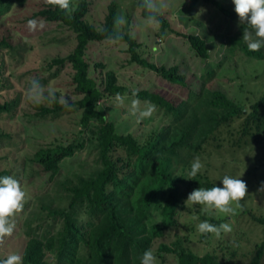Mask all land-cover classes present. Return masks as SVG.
<instances>
[{
  "label": "rangeland",
  "instance_id": "1",
  "mask_svg": "<svg viewBox=\"0 0 264 264\" xmlns=\"http://www.w3.org/2000/svg\"><path fill=\"white\" fill-rule=\"evenodd\" d=\"M77 1L79 0H71L72 9ZM86 1L89 7L85 20L97 29H100L104 22L108 5L114 3L116 19L123 16L126 21L119 30L124 34L128 33L140 44V55L156 66H177L178 73L184 76L187 87L182 89L170 84L155 72L130 63L127 46L112 41L92 42L85 52L89 75L97 82L104 77L105 72L114 71L118 84L130 91L146 90L177 103L175 99L185 100L189 90H198L202 82L201 75L212 72L206 87L221 90L234 97L233 94L241 82L247 109L262 96L264 60L241 64L245 58L241 57L239 52L232 55L230 63L225 59L226 39L237 33L241 25L237 15H225L204 0H168L169 7L161 15L168 21L169 28L159 35V26H146L137 0ZM213 1L219 2L229 13L234 11L232 0ZM42 4L43 0H28L23 5L15 3L9 13L0 20V37L4 29H7L11 36V48L0 50V104L11 103V111L0 114V172L5 170L17 179L27 194L23 211L15 217L16 228L12 236L7 237L5 243L0 245V259L9 254H22L27 241L26 232L30 227L39 233L47 229V232L54 234L60 228V221L49 218L42 207L66 208V189L75 186L79 178H88L100 168L96 161L95 142L87 143L85 139L89 135L79 134L80 113L76 108L66 107L58 113V117H42L37 105L28 99L27 89L34 78L46 90H55L59 104H63L64 100L71 103L80 98L73 92V71L69 65L48 68L53 59L64 58L73 51L76 46L75 34L61 24L44 21H37L34 30L30 31L28 28L27 22ZM41 24L43 27H40ZM117 28L115 24V30ZM188 34L204 39L210 50L207 60L200 59L190 47L183 37ZM261 50L264 53V48ZM236 60L239 61L237 65L234 63ZM220 61L222 63L219 64ZM96 64H101L104 69L95 66ZM122 96V106L117 104L115 97L99 101L118 133L132 134L140 142H144L151 131L159 129L168 121L163 111L156 107L150 118L137 122L136 117L129 114L131 100L135 98ZM141 102L143 107L144 101ZM51 105L44 103L40 106L50 108ZM244 122L243 116L222 126L214 138L194 155V159L198 157L203 164L200 173L207 175L220 187L221 179L225 175L246 182L248 194L241 201L242 209H238L237 214L230 217L219 213L211 216L203 214L202 206L185 202L193 190L186 184L180 185V192L185 197L182 207L177 209L174 216L175 224L164 231L162 238L154 240L150 248L157 264H176L175 256L158 252V246L169 245L177 239H182L183 245L198 256L211 253L219 260L228 259V264H249L255 251L264 243V225L254 223L248 215V212H251L255 216L264 217V195L256 193L264 182V127L261 126L259 134L253 129L244 135ZM76 140L85 142L83 148L63 160L58 174L53 178L33 160L39 149L73 144ZM122 154L117 151L114 159ZM175 173L185 182L188 180L187 169H178ZM75 215L79 225H84L91 219L83 207H79ZM209 218L222 219L221 223H229L232 231L222 233L220 239H216L212 234L203 237L197 231V225L208 221ZM151 220L160 222L158 211L152 213ZM38 224H42L40 228H37ZM78 256L85 261L84 247L79 249ZM45 258L49 264H57L50 253H47ZM260 264H264V248Z\"/></svg>",
  "mask_w": 264,
  "mask_h": 264
},
{
  "label": "trees",
  "instance_id": "2",
  "mask_svg": "<svg viewBox=\"0 0 264 264\" xmlns=\"http://www.w3.org/2000/svg\"><path fill=\"white\" fill-rule=\"evenodd\" d=\"M26 1L28 0H0V20L9 13L12 5H23ZM204 1L211 3L225 15H236L235 11H226L219 2ZM136 3L141 16L145 18L147 13L139 6L140 0ZM88 7L86 0H79L69 15L57 7L47 5L43 0L41 7L30 18L61 24L75 34L76 46L73 51L64 58L53 59L48 68L69 65L73 71V92L80 98L68 104L80 113L79 134L89 135L85 142H95L96 161L100 168L88 178H79L75 186L66 189V208L42 207L49 218L60 221V228L53 234L47 232V229L39 233L30 227L26 232L27 241L21 254L22 264H49L45 258L47 253L54 257L57 264H140L144 251L149 250L154 240L162 238L164 231L175 224L174 216L177 209L182 207L185 197L180 192V185L186 184L192 190L199 187H220L200 172L194 180L188 179L185 182L176 175V170L187 169L189 173L194 155L214 138L222 126L228 125L234 119L245 117L242 129L244 135L253 129L259 134L261 126L264 127V92L247 109L241 82L233 94L234 97L221 90L206 87L212 72L201 75L202 82L198 90H189L185 100L175 99L177 103L146 90L137 91L138 95L133 97V91L118 84L114 71L105 72L98 82L91 78L85 52L92 42L110 41L107 37L115 30L116 5H108V13L100 29L86 22ZM158 19L160 35L169 28V24L162 15L158 16ZM244 28L245 25H240L238 32L226 39L227 63H230L232 55L236 52L245 58L241 64L264 60L263 50L251 52L247 49L242 40ZM10 37L7 29H4L0 37V50L11 48ZM183 37L200 59L209 58L210 50L204 39L194 34ZM119 42L127 46L130 63L155 72L170 84L182 89L187 87L184 76L178 73L177 66L166 68L148 62L138 51L140 44L128 33H125ZM234 63L237 65L239 61ZM95 66L104 69L101 64ZM117 93L140 101H150L163 111L168 121L159 129L151 131L144 142H140L132 134L118 133L99 102L108 97H115ZM36 107L42 117H58V113L66 109V106L58 101L52 103L50 108L40 105ZM10 111L11 103L0 104V114ZM85 142L76 140L73 144L39 149L33 160L53 178L58 174L61 162L82 149ZM117 151L123 154L114 159ZM8 175L5 170L0 172V177ZM79 207H83L91 217L84 225H79L75 217ZM156 211L161 217L159 223L151 220L152 213ZM248 215L254 223L264 225L263 216L258 217L251 212H248ZM208 221L218 226L222 219L209 218ZM41 225L38 224L37 228ZM202 236L207 237L209 234ZM183 244L182 239H177L169 245L160 244L158 252L174 255L176 264H228V259L219 260L211 253L198 256ZM263 245L264 243L255 251L249 264H260ZM81 247L86 250L85 261L78 256Z\"/></svg>",
  "mask_w": 264,
  "mask_h": 264
},
{
  "label": "clouds",
  "instance_id": "3",
  "mask_svg": "<svg viewBox=\"0 0 264 264\" xmlns=\"http://www.w3.org/2000/svg\"><path fill=\"white\" fill-rule=\"evenodd\" d=\"M45 3L64 11L66 14L73 10L70 7L71 0H45ZM234 11L241 25H245L242 40L246 43L247 49L251 52H257L264 48V0H232ZM141 9L147 13L145 17L146 26H159L160 16L164 10L169 7L168 0H140ZM125 18L120 16L115 20L118 26L111 35L107 37L113 43L122 40L124 33L119 30L125 24ZM29 30L37 27V21L29 20L27 22ZM40 27H43L41 24ZM29 101L34 105L44 103L52 104L57 101L55 90H47L37 79H32L27 89ZM137 91L132 92L136 97ZM115 101L118 105H123L124 97L117 93ZM66 107H70L67 100L62 101ZM142 102L139 99H132L129 114L135 116L137 122L150 118L156 111V106L150 101ZM203 168V164L197 157L191 162V168L188 173V179L194 180L198 172ZM222 187H211L208 189H194L187 197L185 202L193 205L202 206L201 212L209 216L219 213L224 216H234L238 209H242L241 201L248 194L246 182L240 178H233L225 175L221 179ZM154 190V189H153ZM259 195H264V182L256 190ZM26 192L21 187L20 182L13 176L0 177V245L5 243L7 237H11L15 228V217L24 209L26 202ZM197 231L202 234H212L216 239H220L222 233L227 234L232 231L229 223H221L218 226L209 223L207 220L198 223ZM0 264H22V256L19 254H9L6 258L0 259ZM140 264H157L153 252L145 250L140 258Z\"/></svg>",
  "mask_w": 264,
  "mask_h": 264
}]
</instances>
